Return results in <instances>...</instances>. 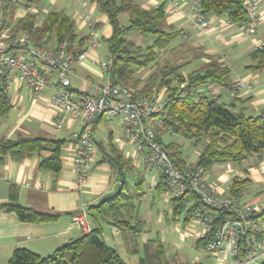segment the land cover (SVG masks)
<instances>
[{"label":"crops","instance_id":"0c3cea01","mask_svg":"<svg viewBox=\"0 0 264 264\" xmlns=\"http://www.w3.org/2000/svg\"><path fill=\"white\" fill-rule=\"evenodd\" d=\"M38 4L40 19L49 12H63L64 9L48 10L49 6H56L59 0H41ZM68 13H65L74 23L75 33L78 38H84L80 49H85L86 39L90 28L82 21L81 15H91L95 22L97 35L101 46L97 53L89 51L85 60L75 64L72 68L71 90L73 100L80 96H96L98 85L102 78L99 59L108 58L105 41L111 36L112 28L105 14L98 10L95 3L86 1L85 8L75 0ZM82 1V0H81ZM142 9H152L159 5L164 6L166 24L175 31H182V36L177 40L188 42L187 52L197 53V60L189 62L182 70L190 66L195 67L209 60L203 56L218 58V61L230 70L229 82L235 86L244 82L249 89L236 91L234 98L227 96L230 89L221 88L214 84L204 93L212 99H217L226 105L234 104L235 111H242L246 116H256L264 111V68L252 71L253 65L250 54L260 41H264V0H260L261 25L254 37L240 34L237 25L226 23V18L209 16V24L205 29H196L186 20L184 14L187 10L188 0H132ZM26 9L21 8L15 12V21L26 15ZM128 25V15L122 14ZM121 24V22H120ZM220 25L218 30L215 26ZM176 41V40H174ZM152 43V42H151ZM77 45V43H75ZM172 44V43H171ZM51 45V44H50ZM49 45V46H50ZM54 46V45H53ZM202 55V58H198ZM193 69V68H192ZM191 69V71H193ZM141 71H136V74ZM186 71V72H191ZM184 74V72H181ZM188 74V73H186ZM139 79V78H137ZM142 81L141 79H139ZM143 83L137 87L141 91ZM184 84L181 85L183 87ZM165 91V88L159 92ZM53 89L49 88L39 96L33 95L25 86L12 84L8 93L11 109L9 113L0 118V139L13 140L19 136L41 137L64 141L60 150L61 170L57 175L39 169L40 161L49 157L50 153H36L32 157L14 161L6 157L0 164V204L8 202L10 193L15 190L18 204L26 208L37 210L50 209L63 215L55 222L42 224H29L19 222L13 213L0 211V264H7L12 252L16 248L28 249L40 257H47L61 248L64 243H70L82 234L73 222V218L88 209L97 206L101 198L110 195L119 187L115 172L106 160L111 144L123 159L128 160L134 169L126 174L125 182L133 197L134 211L128 219L130 227L138 230L114 227L104 219H99L102 227L101 237L111 248L116 250L127 264H139L146 254L153 255L157 244L164 249L165 258L175 264H251L247 257L236 261L225 250L215 254L208 253L198 242L197 224L189 222L182 224L181 219L172 220V206L164 195L151 189V183L159 181V176L154 172H144L135 165V152L123 136V127L119 118L102 116L93 128L94 151L93 166L89 176L83 182L73 170V158L77 135L81 130V122L77 117H72L56 108L51 102ZM119 140V142H117ZM207 142V141H206ZM177 146L180 147L179 144ZM195 156L190 160L182 158L186 165L197 161L200 147H197ZM181 151V150H180ZM137 174H141L147 182L148 192L155 193L157 199L163 204L162 209H156L154 218L151 219L152 203L143 214L138 213V203L143 198H137L134 190V181ZM234 178L247 179L251 185L247 188L242 200L244 203H260L263 196L259 194L264 186V155L261 162L256 164L254 158L240 164L225 163L215 164L204 174V179L212 185L220 195L229 193ZM152 197V202H153ZM161 210V211H160ZM77 214V215H73ZM91 225L93 222L89 219ZM104 229L109 231L110 242L103 237ZM264 240V221H258L253 228ZM254 242V238H251ZM123 253V255H121ZM262 258L259 264H264V245L259 249Z\"/></svg>","mask_w":264,"mask_h":264},{"label":"trees","instance_id":"16d2710c","mask_svg":"<svg viewBox=\"0 0 264 264\" xmlns=\"http://www.w3.org/2000/svg\"><path fill=\"white\" fill-rule=\"evenodd\" d=\"M41 0H0V19L2 28L9 27L12 33L25 32L43 46H65L72 49V44L77 43L74 51H82L79 47L84 38H78L75 33L74 23L63 12H49L43 19L40 15L26 12V15L15 21V10L18 7L28 9L38 6ZM95 3L98 10L105 14L112 28L111 36L105 41L109 54L110 66L108 74L112 82L118 86L137 88L141 81L135 77L138 70L147 69L156 63L159 51L166 49L174 40L182 36V31H175L166 24L164 6L159 5L152 9H142L132 0H89ZM243 0H200V7L205 17H224L230 24L238 25L247 19L242 9ZM39 10V9H38ZM40 13V12H39ZM128 15V25L122 26L119 16ZM38 17V20H37ZM36 23V26L34 23ZM96 27V26H95ZM135 33L143 39L150 38L152 43L141 47L129 40ZM54 45V46H53ZM196 56V55H195ZM197 57V56H196ZM198 58H202V55ZM209 60L203 62L197 70L182 74L181 69L185 64L173 66L165 65L158 73L151 74L141 87L142 93H158L165 88L167 104L161 114L154 117L153 124L156 132V141L162 149L169 154L171 162L179 169L185 170V164L180 147L176 144L162 145V135L168 132L188 140L195 148L200 147V152L195 166L202 170L203 175L215 164L236 163L254 158L256 164L262 161L264 155V111L256 116H246L242 111H235L234 104L226 105L217 99L205 95L195 99L196 90L207 83L221 88L233 90L229 82L230 70L218 61V58L203 56ZM253 65L252 71L264 68V46L255 49L250 54ZM176 83V86L172 85ZM185 84L184 88L178 87ZM178 89V90H177ZM11 109L9 99L0 89V118L5 117ZM207 141V142H206ZM64 141L41 137L19 136L13 140L0 139V164L6 157L14 161L32 157L36 153L48 152L49 157L40 161L39 169L57 175L61 170L60 150ZM106 160L115 172L116 179L121 187L118 196L88 209V218L93 222L92 230L82 234L74 242L61 247L47 257H40L36 253L25 249L16 248L7 264H127L116 250L109 247L102 239V227L99 219H104L114 227L131 229L133 234L138 230L130 227V214L135 206L130 194L125 177L133 172L128 160L122 158L111 144ZM136 197L139 198L143 176L137 174L134 181ZM251 182L247 179L234 178L229 190L236 204L242 202L247 188ZM155 190L164 191V180L159 177ZM263 196L264 186L259 192ZM192 201L191 208H185L186 201ZM172 220L181 219L182 224L190 222L194 210L202 207L197 197L186 192L178 199L171 201ZM0 211L13 213L19 222L29 224H42L55 222L63 215L50 209L37 210L26 208L18 204L17 193L12 190L7 203L0 204ZM77 215V214H73ZM233 218L230 210H214L212 232L205 240H198L204 248L211 239L213 232L220 228L225 221ZM258 221H264V207L258 215H252L250 222L253 226L248 228L245 235L238 239L236 261H242L255 249L257 242L263 241L253 229ZM254 238V242L251 238ZM139 264H175L168 261L164 249L157 244L153 255L146 254ZM197 264V263H195Z\"/></svg>","mask_w":264,"mask_h":264},{"label":"built area","instance_id":"2783aa9c","mask_svg":"<svg viewBox=\"0 0 264 264\" xmlns=\"http://www.w3.org/2000/svg\"><path fill=\"white\" fill-rule=\"evenodd\" d=\"M75 1L85 8L86 1ZM188 1L184 14L188 23L196 29L207 28L209 17H205L202 13L200 0ZM242 9L247 19L244 23L238 24L237 29L240 34L254 37L258 33L262 19L260 0H243ZM26 11L38 17L40 15L37 6ZM80 17L90 28V32L85 49L79 52L74 51L75 43L71 45V50H67L63 45L43 46L25 32L12 33L9 27L2 28L0 19V89L6 95L12 84H18L25 86L33 95L39 96L45 90L52 88V104L60 111L80 119L81 130L77 135L73 158V170L80 182L86 180L93 166L95 123L102 116L119 118L123 127V136L135 152V165L146 173L154 172L163 178L164 195L167 200L171 202L186 192H191L197 197L198 203L205 207L194 210L190 218V222L199 227L198 240L207 239L213 231L214 210H230L233 213L232 219L225 221L213 232L204 249L210 254L225 250L235 259L238 239L253 226L250 217L258 215L264 203L236 204L231 195H220L206 182L202 170L194 163L188 165L185 170H179L171 162L169 154L157 143L153 124L154 117L161 114L167 104L166 92L146 94L131 87L115 85L108 74L111 63L109 58L99 59L102 78L97 95L80 96L73 100L70 88L72 67L83 62L89 51L97 53L101 46L91 15L82 14ZM219 28L220 25L214 27L216 30ZM263 46L264 41H260L254 50ZM212 86L211 84L200 86L196 90L195 99L205 96L204 90L211 89ZM244 88L249 89V86L244 82H238L227 96L234 98L235 92ZM158 182V180L153 181L151 189H155ZM192 205V201L185 202L186 209L191 208ZM73 222L81 234H88L92 230L86 212L75 216ZM263 245L264 240L257 242L255 249L248 255L251 264H259L257 259L262 258V254L258 251Z\"/></svg>","mask_w":264,"mask_h":264},{"label":"rangeland","instance_id":"374dc122","mask_svg":"<svg viewBox=\"0 0 264 264\" xmlns=\"http://www.w3.org/2000/svg\"><path fill=\"white\" fill-rule=\"evenodd\" d=\"M40 4H42V1H40ZM73 4H74V2L72 0H59V2L57 3L56 6L51 5L47 8H48V10H52V9H56L59 7V9L62 8V9H64L65 13H68L70 11V9L72 8ZM20 10H21V7H18L15 10V12L19 13ZM120 22H121V25H125L127 23L126 18L124 16H121ZM129 40L133 41L136 45H139L141 47L149 45L152 42L150 38L143 39L135 33H132L129 36ZM188 44L189 43L186 41L182 42V41L176 39V41H173L172 44H170L166 49L159 51V53L157 54V59H156L155 65H153L147 69H143V70L139 71L137 74L135 73V77L141 79L142 80L141 83H144L146 81V79L151 74L158 73L159 70L161 68H163L165 65L173 66V65L185 64V63L188 64L189 62L191 63L193 61H196L197 57L195 55L197 53H192L190 51H188V52L186 51L187 50L186 48H188ZM200 66H201V64L198 66L195 65V67L190 66L186 69L185 68L183 70L181 69V72H184V74H186V73H189L186 71H191L192 68L194 70H197ZM172 86L175 87L176 83H174ZM184 87H185V84L183 87L179 86L178 88L181 89ZM134 89H137V88H134ZM151 94H153V93H151ZM170 144H176V145L179 144L183 157H186V159H190V160L195 156V153H196L195 151H197V149H198V148L193 147L188 140H186L185 138H183L181 136L172 135L168 132L163 133L162 145L168 146ZM141 191L144 195H143L142 200L138 203V205H139L138 213L140 215L141 214L144 215V213L146 212V209H148V207L152 203L153 208L151 209L150 214H151V219H153L154 214L157 211L156 209H158V210L162 209L163 204L157 199V195L155 193H151L150 191L148 192L147 182L145 181V179L141 185ZM152 197L154 199L153 202H152ZM126 219L128 220V218H126ZM108 233H109V231L104 229L103 237L106 236V239L108 240V242H110L111 236H108L109 235ZM200 245H202V243H200ZM121 255H123V253Z\"/></svg>","mask_w":264,"mask_h":264},{"label":"water","instance_id":"95a60500","mask_svg":"<svg viewBox=\"0 0 264 264\" xmlns=\"http://www.w3.org/2000/svg\"><path fill=\"white\" fill-rule=\"evenodd\" d=\"M120 192H121V187L119 186V187L116 189V191H115L114 193H112V194H110V195H107V196H104L103 198H101V200H100L99 203L101 204V203H103V202H105V201H107V200H110V199H112V198L118 196V195L120 194ZM72 242H74V240H73ZM68 244H69V243H64V244L62 245V247L66 246V245H68Z\"/></svg>","mask_w":264,"mask_h":264}]
</instances>
